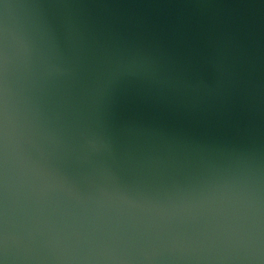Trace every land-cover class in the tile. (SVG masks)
Wrapping results in <instances>:
<instances>
[{
	"label": "water",
	"instance_id": "1",
	"mask_svg": "<svg viewBox=\"0 0 264 264\" xmlns=\"http://www.w3.org/2000/svg\"><path fill=\"white\" fill-rule=\"evenodd\" d=\"M0 264H264V0H0Z\"/></svg>",
	"mask_w": 264,
	"mask_h": 264
}]
</instances>
